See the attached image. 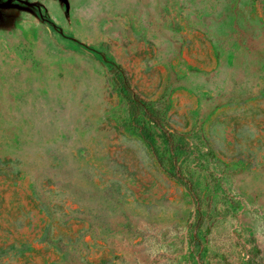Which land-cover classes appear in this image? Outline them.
<instances>
[{
    "label": "rangeland",
    "instance_id": "374dc122",
    "mask_svg": "<svg viewBox=\"0 0 264 264\" xmlns=\"http://www.w3.org/2000/svg\"><path fill=\"white\" fill-rule=\"evenodd\" d=\"M75 31L174 147L112 65L0 40V264H264V0H90Z\"/></svg>",
    "mask_w": 264,
    "mask_h": 264
},
{
    "label": "water",
    "instance_id": "95a60500",
    "mask_svg": "<svg viewBox=\"0 0 264 264\" xmlns=\"http://www.w3.org/2000/svg\"><path fill=\"white\" fill-rule=\"evenodd\" d=\"M90 0H0V40L21 42L31 37L59 53L85 56L122 69L108 59L105 49L81 39L75 17Z\"/></svg>",
    "mask_w": 264,
    "mask_h": 264
},
{
    "label": "trees",
    "instance_id": "16d2710c",
    "mask_svg": "<svg viewBox=\"0 0 264 264\" xmlns=\"http://www.w3.org/2000/svg\"><path fill=\"white\" fill-rule=\"evenodd\" d=\"M119 86L123 90V92L126 93L128 102L130 103L132 107V111L134 114V117H136L139 113H143L145 117H147L151 122H153L158 128H160L163 131V134L165 136V139L167 140L168 144L173 149L174 147V139L173 134L170 131V129L167 127L166 123L164 122L163 118L156 112L152 107H150L147 102H145L143 99H141L130 87L128 80L126 77H121L118 80ZM142 139L147 143V145L150 147L153 154L157 157V153L151 143V139L149 135L146 134L145 129L140 127L139 131ZM159 161V159H158ZM160 162V161H159ZM177 179L182 182V177L177 176ZM183 183V182H182ZM185 186H187L188 189L191 188V185L188 183H183Z\"/></svg>",
    "mask_w": 264,
    "mask_h": 264
}]
</instances>
